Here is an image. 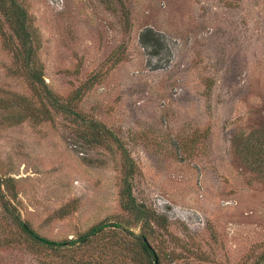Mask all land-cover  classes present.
Masks as SVG:
<instances>
[{
    "label": "rangeland",
    "instance_id": "rangeland-1",
    "mask_svg": "<svg viewBox=\"0 0 264 264\" xmlns=\"http://www.w3.org/2000/svg\"><path fill=\"white\" fill-rule=\"evenodd\" d=\"M18 1L48 89L68 103L90 88L75 112L7 122L31 92L0 32V264H77L30 250L3 202L59 242L127 221L120 145L136 164L133 196L168 218L151 241L161 264H264V181L234 151L264 128V0ZM146 29L162 36L156 54L141 45ZM91 121L116 141L86 145L78 126ZM90 249L78 260L97 258Z\"/></svg>",
    "mask_w": 264,
    "mask_h": 264
},
{
    "label": "trees",
    "instance_id": "trees-1",
    "mask_svg": "<svg viewBox=\"0 0 264 264\" xmlns=\"http://www.w3.org/2000/svg\"><path fill=\"white\" fill-rule=\"evenodd\" d=\"M125 16L128 18V13H125ZM29 22L28 13L18 0H0V32L5 38L6 48L13 53L16 66L13 74L22 78L31 92V96L25 99L27 104L22 101L13 102L15 105L9 104L14 114L5 118L10 123L32 122L39 125L50 120L52 116L50 107L58 113L75 112L74 106L82 99L90 85L85 84V90L78 89L68 103H63L48 89L43 78L42 66L37 60L34 33ZM6 30L9 31L7 34ZM140 41L144 49L154 50L153 54L163 48L162 36L152 29L143 31ZM74 114L80 118L78 113ZM82 121L85 122L84 119ZM78 127L80 128L78 137L91 147H108L111 141H116L114 133L97 121L89 122L84 128L81 125ZM119 148L122 155L119 204L127 216V221L115 224L100 223L75 240L59 242L38 234L29 223L10 209L9 202H3L6 214L12 219V224L20 230L21 237L25 239L30 250L60 252L66 256L73 252L66 263L74 261L77 264H161V250L164 246L159 247L157 251L151 245V241L158 237L157 230L168 231V218L140 204L133 196L131 180L136 173V164L122 145ZM234 151L243 164L254 172L258 179L264 181V128L252 131L246 138H238L234 144ZM132 227H139L141 233L139 235L131 233L135 237L130 239L125 232H131ZM104 236L111 242L100 249L91 250V245L98 241L99 237L103 239ZM83 248L92 252L98 251L97 258L91 259L94 255L91 253L89 256L82 254L78 260L75 252Z\"/></svg>",
    "mask_w": 264,
    "mask_h": 264
}]
</instances>
